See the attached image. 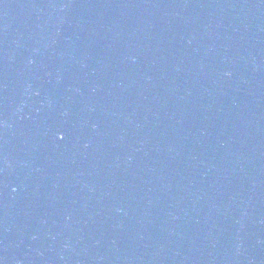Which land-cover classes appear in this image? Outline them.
Segmentation results:
<instances>
[{
	"label": "water",
	"instance_id": "95a60500",
	"mask_svg": "<svg viewBox=\"0 0 264 264\" xmlns=\"http://www.w3.org/2000/svg\"><path fill=\"white\" fill-rule=\"evenodd\" d=\"M134 0H0V264H54Z\"/></svg>",
	"mask_w": 264,
	"mask_h": 264
}]
</instances>
